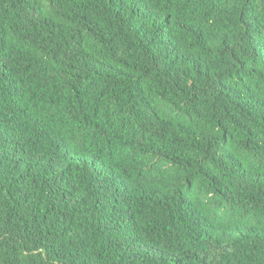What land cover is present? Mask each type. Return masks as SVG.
Segmentation results:
<instances>
[{"label":"trees","instance_id":"trees-1","mask_svg":"<svg viewBox=\"0 0 264 264\" xmlns=\"http://www.w3.org/2000/svg\"><path fill=\"white\" fill-rule=\"evenodd\" d=\"M0 264H264V0H0Z\"/></svg>","mask_w":264,"mask_h":264}]
</instances>
